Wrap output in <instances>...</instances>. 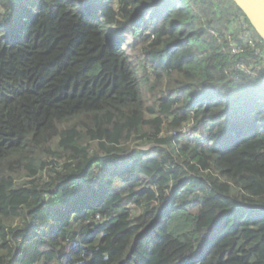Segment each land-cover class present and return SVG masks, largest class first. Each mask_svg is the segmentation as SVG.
I'll return each mask as SVG.
<instances>
[{"label": "trees", "instance_id": "obj_1", "mask_svg": "<svg viewBox=\"0 0 264 264\" xmlns=\"http://www.w3.org/2000/svg\"><path fill=\"white\" fill-rule=\"evenodd\" d=\"M0 264H264V42L232 0H0Z\"/></svg>", "mask_w": 264, "mask_h": 264}, {"label": "water", "instance_id": "obj_2", "mask_svg": "<svg viewBox=\"0 0 264 264\" xmlns=\"http://www.w3.org/2000/svg\"><path fill=\"white\" fill-rule=\"evenodd\" d=\"M264 42V0H232Z\"/></svg>", "mask_w": 264, "mask_h": 264}, {"label": "built area", "instance_id": "obj_3", "mask_svg": "<svg viewBox=\"0 0 264 264\" xmlns=\"http://www.w3.org/2000/svg\"><path fill=\"white\" fill-rule=\"evenodd\" d=\"M240 53H241V50H240V48L239 47H237L236 45H234V44H232L231 45V54H232V56L233 57H235V56H238V55H240ZM239 72H246V73H249V71L245 68V67H241V65H236L235 67H234V69H233V75H232V79L234 80V81H238V78H239V75H238V73ZM187 130V129H186Z\"/></svg>", "mask_w": 264, "mask_h": 264}, {"label": "clouds", "instance_id": "obj_4", "mask_svg": "<svg viewBox=\"0 0 264 264\" xmlns=\"http://www.w3.org/2000/svg\"><path fill=\"white\" fill-rule=\"evenodd\" d=\"M104 259H105V260L108 259V255H107V254L104 255Z\"/></svg>", "mask_w": 264, "mask_h": 264}]
</instances>
